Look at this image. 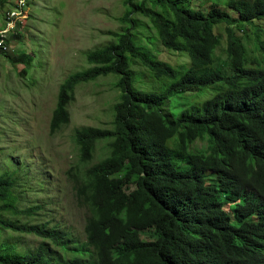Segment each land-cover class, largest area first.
<instances>
[{
  "label": "trees",
  "instance_id": "16d2710c",
  "mask_svg": "<svg viewBox=\"0 0 264 264\" xmlns=\"http://www.w3.org/2000/svg\"><path fill=\"white\" fill-rule=\"evenodd\" d=\"M9 1L0 0V8ZM125 8L120 22L127 29L87 53L89 67L60 85L50 117L54 135L70 122L78 86L116 78L110 126L73 133L72 188L89 214L85 246L96 264H264V0H127ZM139 17L165 51L187 60L172 67L144 47ZM222 31L226 62L218 65ZM2 54L14 64L32 57ZM136 64L168 80L160 92L132 87ZM208 87L215 93L199 105L178 117L166 111L170 97ZM100 144L106 152L92 163ZM16 176H0V228L60 246L55 232L21 222L35 208L22 207ZM71 252L76 256L64 264H90ZM52 262L43 243L21 254L0 241V264Z\"/></svg>",
  "mask_w": 264,
  "mask_h": 264
},
{
  "label": "rangeland",
  "instance_id": "374dc122",
  "mask_svg": "<svg viewBox=\"0 0 264 264\" xmlns=\"http://www.w3.org/2000/svg\"><path fill=\"white\" fill-rule=\"evenodd\" d=\"M28 1L25 18L17 34L15 31L10 38L12 54L9 55L18 57L26 52L32 56L31 60L14 64L4 54L0 55V176L5 171L17 172L16 193L24 198L22 207L35 208L31 215L22 217L21 222L55 232L61 245L2 228L0 241L18 245L21 254L36 252L43 243L52 264H64L76 256L71 252L76 249L79 257L96 264L94 250L85 246L84 225L89 214L78 206L72 188L71 176L76 172L72 168L78 163L73 133L81 127L110 126L112 106L118 96L114 86L116 78H99L78 86L68 108L70 122L54 135H50V117L60 85L71 74L89 67L87 53L114 42L115 34L127 29L120 22L127 0ZM213 1L223 3L224 0ZM17 2L10 0L5 8H0V30ZM138 19L142 27L137 38L159 60L172 67L187 60L185 56L165 51L149 29L148 21ZM246 30L251 35V28ZM236 33L251 48L248 37L242 31ZM224 48L225 33L222 31L217 50L218 65L226 62ZM222 68L230 71L228 64ZM132 70V87L138 91L160 92L162 83L168 81L154 79L149 70L139 64ZM213 90L208 87L178 93L164 106L178 117L182 110L212 97ZM105 152L104 145L100 144L92 163L99 161ZM174 165L177 168L179 161L175 160Z\"/></svg>",
  "mask_w": 264,
  "mask_h": 264
},
{
  "label": "built area",
  "instance_id": "2783aa9c",
  "mask_svg": "<svg viewBox=\"0 0 264 264\" xmlns=\"http://www.w3.org/2000/svg\"><path fill=\"white\" fill-rule=\"evenodd\" d=\"M27 10V0H19L17 8L7 14L6 27L0 31V53L10 52V46L7 45L9 34L16 30L21 21L25 18Z\"/></svg>",
  "mask_w": 264,
  "mask_h": 264
},
{
  "label": "clouds",
  "instance_id": "9594fccd",
  "mask_svg": "<svg viewBox=\"0 0 264 264\" xmlns=\"http://www.w3.org/2000/svg\"><path fill=\"white\" fill-rule=\"evenodd\" d=\"M18 1H19V0H18ZM17 4H18V2L16 3V5H17ZM27 4H29V1H27ZM28 6H29V5H28ZM28 6H27V8H29ZM16 8H17V7H16ZM16 8H15V9H16ZM13 10H14V9H13ZM11 11H12V10H11ZM11 11H10V12H11ZM10 12H9V13H10ZM20 24H21V23H20ZM5 27H6V22H5V26H4L3 29H5ZM19 28H20V25H18V27L16 28L15 31H17ZM3 29H1V30H3ZM1 30H0V31H1ZM15 31L11 32V33L9 34V36H10L11 34L15 33ZM9 46H10V44H9ZM9 53H11V51H10Z\"/></svg>",
  "mask_w": 264,
  "mask_h": 264
}]
</instances>
